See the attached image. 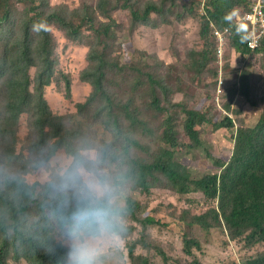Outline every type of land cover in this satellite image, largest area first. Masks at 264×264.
<instances>
[{"label":"trees","instance_id":"1","mask_svg":"<svg viewBox=\"0 0 264 264\" xmlns=\"http://www.w3.org/2000/svg\"><path fill=\"white\" fill-rule=\"evenodd\" d=\"M204 1L98 0L95 8L74 11L70 16L63 6L51 8L47 0H0V88L3 110L9 116L6 127L13 132L20 118L28 115L36 149L69 154L80 143L87 142L89 127L84 116L90 112L92 120L102 126L100 145L114 162L123 161L127 186L134 192L144 199L159 189L181 197L192 194L204 197L205 206L179 211L170 202L149 210L142 200L127 195L123 238L128 239L126 248L131 264H151L150 256L135 254L137 247L148 254L156 251L167 261L163 247L148 233L157 225L174 224L181 230L183 252L193 257L184 264H204L194 250L200 251L203 236H209L214 230L227 232L233 241L242 239L248 248L264 244V97L258 103L252 96V65L242 70L232 68L229 56L224 60L222 72L213 68L219 62L213 32L231 28L225 50L230 49L242 57L257 54L264 57V42L252 52L247 46L250 27L236 26L238 13L250 12L253 0ZM15 5L25 7L17 24L12 19ZM118 11L128 16L132 30L139 27L156 30L160 25H170L172 14L179 23L199 21L200 49L190 50L184 64L192 83H202L204 76H209L215 80L218 98L221 74L224 78L225 74L233 73L237 84L223 90L219 97L225 100L224 109L233 114L232 105L239 96L252 108H260L254 127L240 123L233 136L234 148L229 162H215L219 173L195 175L176 155L202 146L204 125H209L212 132L235 130V120L225 116L215 121L206 113L189 108L186 101L175 102L173 94L182 92H173L166 82L154 75L143 62L149 57L145 53L135 67L134 64H115L111 54L117 47L120 28L113 14ZM52 25L71 42L90 46L88 66L80 73V80L92 91L84 103L75 105L76 112L67 116L55 115L44 98L45 89L53 84L58 64L56 42L49 30ZM242 35L246 38L241 39ZM32 69H35L34 77L30 75ZM113 77L126 82L125 94ZM177 80L183 83L180 78ZM70 89L71 84L66 80L65 100L71 99ZM180 121L185 141L179 140ZM37 186L43 189L44 184L34 185L35 198L0 190V264L21 259L27 264H66L68 246L56 238L59 231L65 229L52 218L47 197L43 191H37ZM167 210L171 213L165 217L163 213ZM134 233L137 238L129 240ZM245 264H264V251L247 259Z\"/></svg>","mask_w":264,"mask_h":264},{"label":"rangeland","instance_id":"2","mask_svg":"<svg viewBox=\"0 0 264 264\" xmlns=\"http://www.w3.org/2000/svg\"><path fill=\"white\" fill-rule=\"evenodd\" d=\"M97 1L47 0L51 8L63 6L70 16H73L72 13L74 11H81L84 8H95ZM151 1L158 2V0ZM14 8L16 11L12 19L14 24H17L19 18L23 15L21 11L25 7L23 5H15ZM200 14H202V11ZM113 17L120 28L118 29L116 39L117 47L116 49L113 48L111 54L112 61L115 64L119 66H130L134 64L135 67L136 62L142 59V53H145L149 57L144 58L143 62L152 69L154 75L164 84L166 82L173 92H182L173 94L172 98L175 102L186 101L189 108L204 112L209 118H213L215 121H220L225 116H230L235 120V130L212 132L209 125H204L201 128L202 146L197 150L187 149L181 154L176 155L177 160L183 163L195 175L203 176L219 173L220 171L216 168L215 162H229L234 148L233 136L240 127V123L244 122L246 126L254 127L259 119L260 108H252L244 98L239 96L233 102V114H230L224 109L225 100L221 98L219 101L217 100L214 90V79L205 75L202 83H192L191 76L186 71L184 64L188 59L190 50L200 49L198 45L199 21L186 20L185 22L179 23L177 17L172 14L170 25H160L156 30L149 27H139L132 30L129 18L124 13L118 11L113 14ZM155 20L158 21L157 18ZM49 30L56 42L55 54L58 64L55 69L53 84L45 89L44 98L55 115L67 116L74 114L76 112L75 105L84 103L92 91L88 84L80 80V73L88 66L87 54L90 46L88 47L86 43L71 42L55 25L50 26ZM118 54L123 57L120 58ZM229 56L231 58L230 64L232 68L242 70L252 65L250 69L251 89L253 90L252 96L258 103L262 102V98L264 97V57L258 54L256 56L242 57L227 49L222 58L223 65L224 60ZM217 60L219 61L218 65L216 62L213 68L219 69L222 72L223 67L221 68L220 66V60ZM169 65H173V67H168ZM30 75L34 77L35 69L30 71ZM123 76L125 77V75ZM178 78L183 81L182 84L178 82ZM224 78V91L229 90L237 84L236 76L233 73L225 74ZM66 80L71 84L70 100L64 99ZM113 81L119 83L121 91L125 94L127 91L126 82L120 81L118 77H113ZM159 94H161L160 91ZM3 105V91L0 88V163L24 170L28 174V178L33 181V185L36 183L42 185L41 174L33 172L28 167L33 158L41 153L40 150L36 149L35 138L32 134L33 131L29 125V116H22L17 127L12 132L5 125V121L9 116L3 110ZM84 122L89 127L87 142L100 145L102 126L92 120L90 112L84 116ZM67 124L68 120L66 121V126ZM177 131L179 132V140L185 141L182 121L178 123ZM56 154L66 155L63 151ZM36 189L38 192L43 191L41 186H37ZM127 195L142 200V202L147 204L149 210L156 209L164 202L172 203L179 211L184 208H201L206 205L202 194L181 197L177 193H168L167 191L159 189L154 195L148 199H144L140 194L134 192L127 186ZM170 213L167 210L163 213V216L166 217ZM152 214L155 215L153 212ZM65 231H59L56 238L57 241H61L68 246V241L64 234ZM148 233L150 237L157 241V244L163 247L167 255V261H165L156 254V251L148 254L146 250L137 247L135 254L150 256L151 264H184L193 259V257H188L183 252L182 232L176 225H157L152 227ZM207 237L203 236V248L200 251L194 250L195 255L204 264H234V260H236L237 264H245L247 259L264 251V244L248 248L242 239L233 241L228 237L227 232L224 234L220 229L214 230ZM135 238H137L136 233L132 234L129 240ZM127 240V238H123L120 242L119 249L115 252V256L117 257L116 264H131L127 254ZM10 263L27 264L22 259L10 260Z\"/></svg>","mask_w":264,"mask_h":264},{"label":"clouds","instance_id":"3","mask_svg":"<svg viewBox=\"0 0 264 264\" xmlns=\"http://www.w3.org/2000/svg\"><path fill=\"white\" fill-rule=\"evenodd\" d=\"M28 167L41 174L51 216L66 230V264H116L126 231L123 161L114 162L103 145L82 142L66 155L44 150ZM33 187L24 170L0 163V190L35 198Z\"/></svg>","mask_w":264,"mask_h":264},{"label":"built area","instance_id":"4","mask_svg":"<svg viewBox=\"0 0 264 264\" xmlns=\"http://www.w3.org/2000/svg\"><path fill=\"white\" fill-rule=\"evenodd\" d=\"M238 20L236 26L241 29H247L249 26L251 34L247 41L249 50L256 51L260 48L264 42V0H253L251 11L245 14L238 13ZM232 29L226 28L224 30L215 29L213 36L217 41V57L220 60V66L222 68L223 56L225 49L228 45V38L231 36ZM225 83L221 74L219 86H218V98L221 96Z\"/></svg>","mask_w":264,"mask_h":264}]
</instances>
